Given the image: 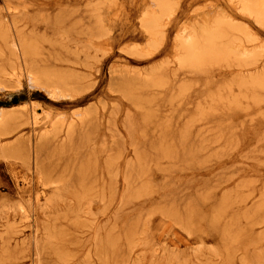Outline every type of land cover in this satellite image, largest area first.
Returning a JSON list of instances; mask_svg holds the SVG:
<instances>
[{
	"label": "rangeland",
	"instance_id": "obj_1",
	"mask_svg": "<svg viewBox=\"0 0 264 264\" xmlns=\"http://www.w3.org/2000/svg\"><path fill=\"white\" fill-rule=\"evenodd\" d=\"M173 1L177 11L149 52L152 0H0L1 15H21L43 34V66L76 74L82 87L56 98L25 73L0 86L1 112L39 116L38 126L9 125L2 149L36 141L52 120L72 125L69 138L65 130L40 143L51 177L69 181L60 195L0 157V236L9 223L19 233V260L5 264H33L36 225L46 228L42 264H264V89L249 83L264 79V28L229 0ZM219 11L255 35L242 44L251 60L182 69L178 36ZM81 111L92 114L84 125Z\"/></svg>",
	"mask_w": 264,
	"mask_h": 264
},
{
	"label": "bare ground",
	"instance_id": "obj_2",
	"mask_svg": "<svg viewBox=\"0 0 264 264\" xmlns=\"http://www.w3.org/2000/svg\"><path fill=\"white\" fill-rule=\"evenodd\" d=\"M229 1L236 4L238 6V7L237 6L236 7L239 9V11L244 16H248V18L250 17L256 24H258L264 28V0H229ZM96 2H98V1H96ZM152 2L154 4L153 8H157L158 10L156 9V10H152V11L145 13L144 20H143L144 28L151 35V41L149 44V48H150L149 52H151V50H156V47L161 40L163 28L166 25V21H168L167 19H171V17H173L175 15V12L177 11V8L179 6V2H176L173 0H152ZM100 5H101V3H96L94 5H90V9H91L90 12H92L95 15V17H97V25L100 27L99 29L102 30L103 29L102 28L103 21L100 18L99 13H98L99 9H100ZM102 5H103V3H102ZM42 6H44V5H42ZM24 9H26V8H24ZM18 11H16V12H18ZM219 12H221V11H219ZM17 15L18 14H16V15L10 14L7 17L5 15L0 14V86H5L12 79L18 78L22 73H25V75H28V77L30 78L29 81H31L33 84L37 85L39 88L42 87L43 89H45V91L47 90V92H49V94L52 97L56 96V98H57V96H61L60 98H62L63 96H66V94L80 93L81 88H82L80 85L81 78L78 77L76 74H73L69 71H66L65 68H64L65 70L62 68V70H64V71H58L57 70L58 68L55 69V67L57 65L54 66L55 64H53V63H52V65L54 66V68L51 65V67L53 69H50L51 68L50 66H49L50 68L43 66V63L45 62L44 63V65H45L46 61H47V59L45 61V59H44L45 57H44V54L42 52L43 51L42 49L44 48L42 43L45 42L42 39L43 34L39 35V33H38V35L41 36V37H39L37 34H35L36 33L35 30L34 31L33 30L28 31L27 30L28 24L25 21L26 18L20 17L21 15L20 16H17ZM227 15H224L221 12L220 14H217L215 17H213L214 19L212 21L201 22L202 21L201 20L197 24V26H195L193 24L190 26L185 25L187 27L182 30L181 34L177 38V40H178V45H177L178 47L177 48L180 52V54L177 57V61L181 65L182 69H189L192 71H196L203 64L204 65L208 64V63L211 65L212 64L213 65L214 64L215 65L216 64H222V63L229 64L228 61H231L230 59H233L239 63L246 64L248 61L251 60L250 58H251V54L253 52L251 50L250 51L247 50V48L243 47L244 45H242V44H244L243 43L244 41H246L247 43H250V44H252V43L255 44L257 42L255 35L253 33H251L249 30H246L244 27H242V25L235 23L234 20L229 18L230 16L228 17ZM25 16H27V15H25ZM90 20H91V18H90ZM196 23H197V21H196ZM91 32H92V30H91ZM233 33L234 34L235 33L240 34V36L239 37L233 36V38L234 37L235 38L234 39L232 38V40H231L230 35H232ZM93 35H95V34H93ZM87 37H89V36L87 35ZM44 51H45V49H44ZM149 52L147 54H149ZM51 56H50V59H51ZM57 57L52 58L53 61L56 63L57 62L66 63V64L72 63L73 65L77 64L76 62H72L69 60H62V59L57 58ZM85 64L86 63H84V65ZM85 67H86V65H85ZM161 70H163V69H161ZM152 74H154V73L152 72ZM162 79H164V78H162ZM127 82H129V81H127ZM150 83H151V81H150ZM249 83L252 86L257 87L258 89L259 88L264 89V79L262 77H255L254 76V78H251V81ZM125 84H127V83L125 82ZM144 85H145V83H144ZM150 86H152V85H150ZM228 96H229V94H228ZM67 98H68V96H67ZM221 99H222V97H221ZM134 103H133V105H134ZM78 115H79V119H78L79 125H81V124L84 125L86 120H88V118L92 116V114L88 111H81V113ZM38 117H39L38 114H35L34 110H32L31 112H27V111L23 112V111L17 110V111L11 112V113H9V112L5 113V112L0 111V136L1 137L2 136H8L9 137L10 135H12L15 132V129H13V130L8 129L9 125L19 127L21 124L26 123L27 125L32 124V126H38V124H39L38 123ZM60 119H63V117H60ZM50 123H51V127L48 126V127H45L44 129L41 128L42 130L40 129V131L35 135V137H36V141H34L35 143L32 141V137L28 136L29 137L28 139L26 137L24 139V136H23V138L20 139L14 145L12 144L9 147H7V145H6L5 149H2L0 147L1 148L0 157H2L3 159H13V160L19 161L23 167H26L28 169H33V171L36 175V178H37V183L39 186L49 187L52 190H54V192L57 195H60V194H62V192H64L66 190L67 186L69 185V181L67 179H62V178L61 179H59V178L53 179L51 177L48 170H46L44 165L42 164V160L40 158V146H41L40 143L43 140L49 141L50 137H52V136H55V137L59 136L60 133L65 132V130H66L65 136L67 138H69L70 137L69 132L72 129V125L70 123L63 121V120H58V119L52 120ZM188 128H189V126H188ZM36 131H38V130H36ZM144 138H145V136H144ZM206 143H207V141H206ZM112 158L113 157H111V159ZM160 158H161V155H160ZM13 164H15V163H13ZM175 167H177V166H175ZM109 175H110V173H109ZM149 194H151V193H149ZM20 209H22V207H20ZM39 210L43 211V207L40 206ZM169 211H170V209H169ZM190 211H192V210H190ZM36 219H38V218H36ZM15 225L16 224L9 223L6 227L5 232L3 233V236L2 237L0 236L1 240H2V247H3V251L0 255V264H5L6 262L12 263V262H16L17 260H19L18 259L19 252L17 251V248L13 249V246H12V241L14 240L15 236H17V234H19V233H17V229H16L17 225L16 226ZM36 227H37V228H35L36 234H35V237L33 240V247L35 249L34 250V252H35L34 253V257H35L34 259L35 260H34L33 264H42L41 261H43V260L42 259L40 260L42 247H41V243L39 241V237H40L39 233H40V231L42 232V234L45 233L46 228L45 227L42 228L38 225H36ZM45 237H47V236H45ZM30 246H32V245H30ZM16 247H18V246H16ZM247 250H249V249H247ZM23 251H25V250H23ZM232 253H234V252H232ZM229 261H231V260H229ZM234 261H235V259H234Z\"/></svg>",
	"mask_w": 264,
	"mask_h": 264
}]
</instances>
